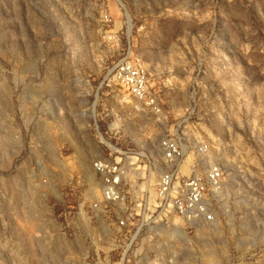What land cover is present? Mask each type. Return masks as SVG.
I'll list each match as a JSON object with an SVG mask.
<instances>
[{"label": "rangeland", "instance_id": "obj_1", "mask_svg": "<svg viewBox=\"0 0 264 264\" xmlns=\"http://www.w3.org/2000/svg\"><path fill=\"white\" fill-rule=\"evenodd\" d=\"M167 135L212 220L159 206ZM98 157L126 165L122 200ZM0 264H264V0H0Z\"/></svg>", "mask_w": 264, "mask_h": 264}, {"label": "built area", "instance_id": "obj_2", "mask_svg": "<svg viewBox=\"0 0 264 264\" xmlns=\"http://www.w3.org/2000/svg\"><path fill=\"white\" fill-rule=\"evenodd\" d=\"M114 78L123 86L140 106L154 112L160 111L156 96L149 88V75L140 64L129 58L119 60L114 66ZM161 148L165 161L172 169L165 170L157 181L159 206L165 210L171 206L177 214L188 221H210L213 214L207 210L205 202L206 184L201 175L191 174L177 183L183 166L185 152L180 141L173 135H167L161 140ZM126 165L120 159L98 157L92 161V169L99 179L102 198L107 202H118L123 199V185L126 175ZM180 169V171H179ZM223 178V169L218 165L210 167L208 180L216 188ZM177 186V189L175 187ZM125 219L119 220V227L125 225Z\"/></svg>", "mask_w": 264, "mask_h": 264}, {"label": "crops", "instance_id": "obj_3", "mask_svg": "<svg viewBox=\"0 0 264 264\" xmlns=\"http://www.w3.org/2000/svg\"><path fill=\"white\" fill-rule=\"evenodd\" d=\"M141 65V64H140ZM144 67V66H143ZM145 68V67H144Z\"/></svg>", "mask_w": 264, "mask_h": 264}]
</instances>
